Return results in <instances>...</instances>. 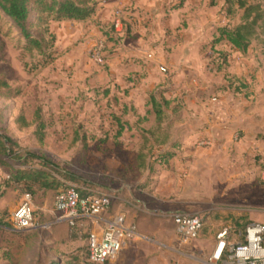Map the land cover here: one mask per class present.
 Returning <instances> with one entry per match:
<instances>
[{
    "label": "rangeland",
    "instance_id": "obj_1",
    "mask_svg": "<svg viewBox=\"0 0 264 264\" xmlns=\"http://www.w3.org/2000/svg\"><path fill=\"white\" fill-rule=\"evenodd\" d=\"M134 1L129 0L125 11L139 14ZM168 1L173 12L181 9L178 17L169 18L175 26L164 41L187 38L184 48H168L165 42L162 51H156L152 39H139V33L128 35L126 30L117 34L112 22L94 28L96 20L69 24L64 20L49 22L55 39L51 56L44 57L25 49V38L0 10V77L14 93L9 97L0 93V135L12 140L15 152L0 162V264H94L87 258L83 226L71 229L57 220L55 190L32 194V227L12 226L10 214L24 193L21 186H7L5 181L19 166L51 170L63 185L111 193L113 204L106 216L121 208L140 235L119 264H196V258L184 256L186 243L175 233L176 211L215 221L226 208L263 209L264 30L251 38L246 51H239L226 40L213 43L219 27L241 22L238 0ZM244 1L264 8V0ZM98 38L106 43L104 66L89 57ZM136 49L142 58H137ZM195 50L200 56L193 67L197 72H182L183 53ZM161 52L174 54V67L166 64L169 56L166 62L157 61ZM163 85L169 88H160ZM142 86L148 88L147 104L152 105L150 96L156 92L159 101H166L162 105L175 107L172 114H162L161 124L147 118L139 125V101L146 97ZM167 90L173 95L169 99L163 95ZM212 105H224L231 114L227 124L213 128L215 123L201 120L203 109ZM130 106H136V113ZM36 108L44 123L41 140L35 133ZM19 115L27 125L17 120ZM115 117L128 121L119 137ZM201 139H210L211 144L201 145ZM27 153L36 157L23 160ZM209 228L206 224L201 234ZM200 243L199 249H205ZM104 264H117L116 258Z\"/></svg>",
    "mask_w": 264,
    "mask_h": 264
},
{
    "label": "built area",
    "instance_id": "obj_2",
    "mask_svg": "<svg viewBox=\"0 0 264 264\" xmlns=\"http://www.w3.org/2000/svg\"><path fill=\"white\" fill-rule=\"evenodd\" d=\"M124 16L123 7L118 6L112 22L115 32L121 33L126 29ZM105 49V39H96L90 48V60L98 66H104L107 63ZM199 144L210 145L211 141L201 139ZM31 197L29 193H24L23 199L10 214L11 224L17 230H25L33 225ZM112 200V194L107 191L68 184L56 191L53 209L58 221H65L71 229H75L83 220L98 223L99 216L109 211ZM108 215L100 232L91 226L85 229L87 258L94 264L113 260L122 248L140 238L135 223L127 219L124 211ZM172 221L175 233L182 243L196 239L203 226V219L199 214L186 211L174 212ZM215 239V246L209 256L211 264H264V222L247 223L239 240L231 239L227 227L218 230Z\"/></svg>",
    "mask_w": 264,
    "mask_h": 264
},
{
    "label": "trees",
    "instance_id": "obj_3",
    "mask_svg": "<svg viewBox=\"0 0 264 264\" xmlns=\"http://www.w3.org/2000/svg\"><path fill=\"white\" fill-rule=\"evenodd\" d=\"M226 1L229 2L230 0ZM99 2L100 0H0V10L12 19L21 35L25 38V49L27 51L36 50L42 56L49 57L51 56L49 49L52 48L55 39L54 34L49 30V22L64 20L84 21L95 12ZM238 6L243 9L241 22L232 27H219L213 43L226 40L234 48L244 52L248 48L251 38L258 34V30H264V8L261 7L260 3H247L244 0H238ZM125 30L128 31L129 28L126 26ZM0 90V93L5 97L14 94L12 88L2 77H0ZM150 99L153 110L157 118L160 119L164 112L162 103L166 104V101L159 102L154 95H151ZM124 108L126 112V106ZM129 109L136 113V109L133 106H130ZM115 118L118 122L115 135L119 137L125 128L128 127V121H121L118 117ZM34 119L37 126L35 133L37 138L41 140L44 134V123L41 120L40 108L35 109ZM138 119L140 118L138 117ZM17 120L21 121L22 125H27L22 115H19ZM11 142L12 140L9 137L0 135L1 163H4L3 156H10L15 153L10 148ZM28 156L36 157L27 153L21 158L25 160ZM61 175L66 176V174ZM5 183L7 186L14 185V188L21 186L22 193H29L31 196L36 191H57L67 186L63 185L53 175L51 170L47 171L24 166L13 169Z\"/></svg>",
    "mask_w": 264,
    "mask_h": 264
},
{
    "label": "crops",
    "instance_id": "obj_4",
    "mask_svg": "<svg viewBox=\"0 0 264 264\" xmlns=\"http://www.w3.org/2000/svg\"><path fill=\"white\" fill-rule=\"evenodd\" d=\"M131 1V0H130ZM170 1L168 0H135L134 1V7L133 8H137V13L136 14L132 11H125L128 7L127 4L129 3V0H100V2L98 3L95 12L86 20L84 21H73V20H66L64 21L65 24H69L68 22H73V23H88V22H92V20H96L95 24H91L93 25L94 28H96L97 26L94 25H98L101 28H104L107 24H109V22H113V15H112V11L117 8L118 6L123 7L124 9V13H125V24H129L131 27L129 28V32L127 31V34H131V33H135V34H140L141 38H147V40L154 41V43H152V45H154L156 51H162V49L165 46V42L167 44L168 48H172L174 45L177 46H187V42H189V40L187 38H183L181 41L183 42H178L176 43L174 40V36H172L171 38L166 37V41H164L165 39V34L168 31V29H174L175 23H173V19L169 20L170 17H175V15L178 17L180 9L181 8H177L176 12L175 8L173 9H169L167 6V3H169ZM127 22V23H126ZM111 24V23H110ZM140 25V26H139ZM138 28V29H137ZM106 30V29H104ZM184 32V29H182ZM174 31V30H172ZM180 31V30H178ZM121 33H117V34H122ZM122 36V35H121ZM118 38V37H117ZM193 43H191L192 45L195 44L194 41H192ZM189 45V44H188ZM184 50V49H183ZM120 51V49L118 50ZM132 51V50H131ZM135 51H137L138 53V49H136ZM193 53H191L190 55L183 53L181 59L183 58V60L185 61L184 66H182L183 70H181L182 72H186L187 69H189V72H194L196 73L197 71H195L194 65L197 64V61L200 59V56L198 55V50L196 52L192 51ZM197 53V55H196ZM118 55V53H117ZM137 58H142V54L139 52ZM169 56V60L166 64H168V67H174V64L172 62V59L174 57V54L172 53L171 55H164L162 52L160 53L159 57H157V61L158 62H166V57ZM171 56V57H170ZM117 59L119 58V56H116ZM115 58L112 59V63H115ZM193 68V69H191ZM164 69V68H162ZM164 71L167 73V70L164 69ZM166 77L169 78L170 74H166ZM160 88H169V86L167 85H163ZM147 87L146 86H142V92L144 93V100L139 101V111H137V114L139 115L138 117L139 119V125L142 126V124L144 123V121L147 120V118H151L152 122L158 121V123L161 124L160 120L157 118V115L155 114L153 107L151 104H147ZM168 94V95H166ZM172 91L167 90L166 92H163V95L166 99H169L171 95ZM141 95V94H140ZM157 100H159V97L156 96V92H154L153 94ZM169 96V97H167ZM175 96V95H174ZM160 102V101H159ZM135 109L137 110L136 106H134ZM175 107H171L170 105H162V109H163V113L162 114H172V110H174ZM220 108V109H219ZM203 116H201V120H203V122H207V123H215L213 124L211 127H217L219 124H227V122L230 120L231 118V114L224 109V105L220 107V105H212L209 106L207 109H203ZM212 112H217L218 117L216 118L215 113L213 115ZM152 114V115H151ZM211 115V117H210ZM162 116V115H161ZM161 118V117H160ZM174 117L169 116V120H172ZM195 119V117L193 118ZM196 119H198V117H196ZM191 119H187V121H189ZM186 121V122H187ZM130 122V121H129ZM130 124V123H129ZM212 129V128H211ZM210 130H207V132H209ZM150 138V136L148 137ZM172 139H175L174 136L172 137ZM171 139V140H172ZM146 167H148V164L146 163ZM56 193V190H55ZM112 204H113V200H112ZM112 204L109 208V211L111 210ZM263 209H254V208H250V207H245V206H238V207H231V208H226L225 210H221V212H225L222 216H218V219L214 221V219L212 218L209 219V216L207 217L206 221H203V227H202V231L203 228L206 224H208L210 226V228L207 230L206 234H201V231L198 235V237L188 243H186V251L183 253L184 256L189 257L190 259H195L194 261H196V264H211L209 261V256L215 246L216 243V239H215V235L217 233L218 230H220L221 228H225L227 227L229 229V233H230V237L231 239H240V233L242 232L244 226L247 223H250L252 221H260V222H264V206H262ZM123 211L121 208H113L112 212H120ZM125 212V211H124ZM227 212V213H226ZM109 215L106 216V214H102L99 216V222L98 223H91L89 220H83L79 223L78 226H83L84 230L88 227L91 226V228H93L94 230H96L97 232H100L104 223V220L108 217ZM128 220H132V217L128 214L126 215ZM220 219V220H219ZM63 223L67 224L65 221H62ZM216 228V230H214ZM239 235V237H238ZM140 236V235H139ZM201 236H203L202 238H200ZM200 242H203V245L205 247V249L200 250L199 246H200ZM129 245V244H128ZM128 245L124 248L121 249V251L118 253L117 257H116V262L117 264L121 263L124 259V254L125 251H127ZM202 252V253H201ZM179 253L180 258L183 256H181V253ZM175 254H177V252H175ZM200 254H203V258L201 257Z\"/></svg>",
    "mask_w": 264,
    "mask_h": 264
}]
</instances>
